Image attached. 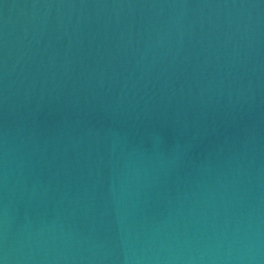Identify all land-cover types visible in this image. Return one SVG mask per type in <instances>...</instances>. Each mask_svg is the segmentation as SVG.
<instances>
[{
	"label": "water",
	"instance_id": "obj_1",
	"mask_svg": "<svg viewBox=\"0 0 264 264\" xmlns=\"http://www.w3.org/2000/svg\"><path fill=\"white\" fill-rule=\"evenodd\" d=\"M0 264H264V0H0Z\"/></svg>",
	"mask_w": 264,
	"mask_h": 264
}]
</instances>
